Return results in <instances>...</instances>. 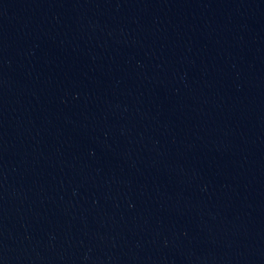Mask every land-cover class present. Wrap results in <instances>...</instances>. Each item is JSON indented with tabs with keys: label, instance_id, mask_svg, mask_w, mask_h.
I'll return each instance as SVG.
<instances>
[{
	"label": "water",
	"instance_id": "1",
	"mask_svg": "<svg viewBox=\"0 0 264 264\" xmlns=\"http://www.w3.org/2000/svg\"><path fill=\"white\" fill-rule=\"evenodd\" d=\"M0 264H264V0H0Z\"/></svg>",
	"mask_w": 264,
	"mask_h": 264
}]
</instances>
